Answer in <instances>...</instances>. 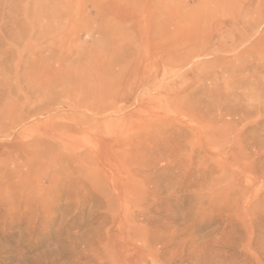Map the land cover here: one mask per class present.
Here are the masks:
<instances>
[{
    "label": "rangeland",
    "instance_id": "374dc122",
    "mask_svg": "<svg viewBox=\"0 0 264 264\" xmlns=\"http://www.w3.org/2000/svg\"><path fill=\"white\" fill-rule=\"evenodd\" d=\"M44 2L0 36V264H264V0Z\"/></svg>",
    "mask_w": 264,
    "mask_h": 264
},
{
    "label": "bare ground",
    "instance_id": "6f19581e",
    "mask_svg": "<svg viewBox=\"0 0 264 264\" xmlns=\"http://www.w3.org/2000/svg\"><path fill=\"white\" fill-rule=\"evenodd\" d=\"M32 1L33 0H26L25 3L22 4V0L21 1H19V0H0V36L1 37H4V35H8L9 37L12 36L11 38H12L13 41L17 40V41H20V42H22V41L25 42V40L27 38H30L31 34L33 33L32 30H31L33 28L30 27L32 25H34L35 28H37V30H35V31H37L38 34L42 33V30L44 28V21H46V19H47L46 16H45V7H44L45 5L43 4L45 2H44V0H42V1L41 0H36V1H34L33 8H32V6H30V4L32 5ZM202 43L206 44L207 42L202 41ZM26 54H27V48L25 47V45H23V49H22V52H21L20 63L21 62H23V64L25 63L24 61H25ZM195 60H197V59H195ZM188 66H189V64H188ZM178 70L179 69H177V71ZM255 108L256 109H254V107H253V110H257V107H255ZM247 112H249V111H247ZM232 116L237 117V119H238L237 121H244L248 117L244 113H235V112H232ZM258 123L257 122L255 123L256 127L258 126L257 125ZM253 129H254V127H253ZM256 130H257V128H256ZM253 137L256 138V136H253ZM254 142L255 141H253L252 144L254 145V148H255V145H257V144L254 143ZM84 154H83V156H86L87 159H89V161H90L91 160V155L89 153H87V152H85ZM94 155H95V153H94ZM100 170L102 171V169H100ZM102 175H104V174L102 173ZM106 175H107V173H106ZM105 176H104V178H105ZM112 182H113V179H112ZM117 198H118V196H117Z\"/></svg>",
    "mask_w": 264,
    "mask_h": 264
}]
</instances>
